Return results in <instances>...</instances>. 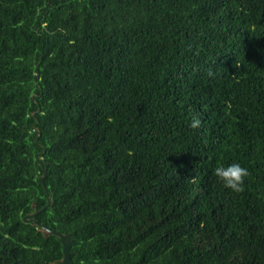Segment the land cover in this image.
Masks as SVG:
<instances>
[{
	"label": "trees",
	"instance_id": "trees-1",
	"mask_svg": "<svg viewBox=\"0 0 264 264\" xmlns=\"http://www.w3.org/2000/svg\"><path fill=\"white\" fill-rule=\"evenodd\" d=\"M38 160L71 264H264V0H0V264L62 259Z\"/></svg>",
	"mask_w": 264,
	"mask_h": 264
},
{
	"label": "clouds",
	"instance_id": "clouds-1",
	"mask_svg": "<svg viewBox=\"0 0 264 264\" xmlns=\"http://www.w3.org/2000/svg\"><path fill=\"white\" fill-rule=\"evenodd\" d=\"M208 75H212V71H208ZM202 121L198 116H193L189 127L193 130L200 128ZM214 175L223 183V186L235 193H241L244 191L245 179L250 175L247 168L242 167L239 163H232L225 167L223 165L218 166L214 170Z\"/></svg>",
	"mask_w": 264,
	"mask_h": 264
},
{
	"label": "water",
	"instance_id": "water-1",
	"mask_svg": "<svg viewBox=\"0 0 264 264\" xmlns=\"http://www.w3.org/2000/svg\"><path fill=\"white\" fill-rule=\"evenodd\" d=\"M38 163H39V165L41 167V170H42V176L40 177L39 181L43 185V189H44V192H45V195H46V198H47V203H46L45 207H43L40 211H35L33 214L26 215L25 217H23V221L24 222H28L30 224H35L36 226L39 227V229L44 231L46 233V235L47 234H51V235H55L56 237H58L59 240H60V243H61V247H62V259L58 260V261H55L54 264H71V261H70V247L73 245V241L71 240V238H69L67 235H63V234H60V233L55 232L53 230H50V229L40 225L37 221H35L33 219V217L36 216L38 212L43 211L45 208H47L49 206V197H48L46 188H45V186L43 184V180L45 178L46 172H45V170L43 168V164L41 163L40 160H38Z\"/></svg>",
	"mask_w": 264,
	"mask_h": 264
}]
</instances>
